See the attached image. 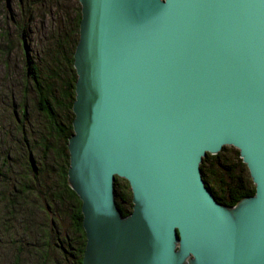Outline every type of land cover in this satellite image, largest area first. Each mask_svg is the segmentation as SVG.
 <instances>
[{
	"label": "water",
	"instance_id": "95a60500",
	"mask_svg": "<svg viewBox=\"0 0 264 264\" xmlns=\"http://www.w3.org/2000/svg\"><path fill=\"white\" fill-rule=\"evenodd\" d=\"M78 1L66 145L82 264H264V0ZM227 144L256 186L234 206L200 168Z\"/></svg>",
	"mask_w": 264,
	"mask_h": 264
},
{
	"label": "rangeland",
	"instance_id": "374dc122",
	"mask_svg": "<svg viewBox=\"0 0 264 264\" xmlns=\"http://www.w3.org/2000/svg\"><path fill=\"white\" fill-rule=\"evenodd\" d=\"M78 9L81 13L78 0H0V264H11L13 240L32 245L43 242L47 231L56 246L73 235L72 204L56 197L63 147L57 135L67 118L63 92L70 77L59 49L74 51L78 43ZM233 153L230 147L222 154L219 166L228 164L225 159L232 163ZM216 171L214 178L226 174ZM56 256L53 252L55 263L63 264Z\"/></svg>",
	"mask_w": 264,
	"mask_h": 264
},
{
	"label": "trees",
	"instance_id": "16d2710c",
	"mask_svg": "<svg viewBox=\"0 0 264 264\" xmlns=\"http://www.w3.org/2000/svg\"><path fill=\"white\" fill-rule=\"evenodd\" d=\"M79 10L80 9L76 12L75 18L76 31L81 17ZM75 42L76 40L74 41V47ZM59 51L64 52L63 57L68 65V75H70V77L67 82L68 88L65 92H63V97H65L63 105L66 108L67 118L65 119V122L59 126L57 135L58 137L60 136L59 140H63V147L59 152V156H61L62 161L58 172V188L56 190V197L63 202L69 201L72 204L71 214H73V216L71 225L69 226V231H71L74 236L70 234V236L67 235L65 243H68L64 245L58 243L56 246L51 245V235L48 234L47 231H44L42 235L43 242L36 239L32 245L26 240H13L11 242L12 246H10V250L7 253L12 255L14 251L13 257L11 258V264H57L53 260V252H57L56 257L62 260L61 262H63V264H82L86 242L85 231L82 226L83 214L81 211V200L68 184L67 173L69 167V153L66 146V144H68L69 136L72 134L73 128L72 121L74 119V113L72 110V104L75 99V83L77 75L73 67V49H66L65 51H63V49H59ZM42 94L48 110L51 111L47 101V92H43ZM230 147L231 146H225L220 153L216 155L208 153L201 164V168L204 180L206 181V184L209 185L212 192H214L217 200L223 204L232 206L243 197L253 195L255 193V186L251 179L248 167L242 161L238 149L231 147V149L234 150L233 157L235 158V160L232 159V163H229L230 159H225V162L228 164H225V166H219L218 159L222 154L229 150ZM213 169H222L226 172V174L222 175L220 178H214L217 176V171ZM225 177H229L230 181H227ZM115 184L118 206L123 214L127 215L132 210L130 185L128 181L119 177L116 178ZM49 194L50 193L46 195ZM35 206L37 207V203ZM42 221L44 224L49 225L46 219H42ZM24 241L27 243L24 244ZM60 254L62 257H59Z\"/></svg>",
	"mask_w": 264,
	"mask_h": 264
},
{
	"label": "bare ground",
	"instance_id": "6f19581e",
	"mask_svg": "<svg viewBox=\"0 0 264 264\" xmlns=\"http://www.w3.org/2000/svg\"><path fill=\"white\" fill-rule=\"evenodd\" d=\"M225 146H231V147H234L233 145H229V144H227V145H225ZM225 146H223V148H224ZM223 148H221L220 151H221ZM234 148L238 149L237 147H234ZM238 150H239V154H240V149H238ZM220 151H219V152H220ZM219 152H218V153H219ZM218 153H217V154H218ZM210 154H211V153H210ZM207 155H208V153H207ZM207 155H206V156H207ZM214 155H215V154H214ZM206 156L203 157V160H204V158H205ZM240 157L242 158L241 154H240ZM203 160H202V162H203ZM242 161H243V159H242ZM202 162H201V164H202ZM244 163H245V162H244ZM201 164H200V168H201ZM245 164H246V163H245ZM246 165H247V164H246ZM247 167H248V166H247ZM248 170H249V168H248ZM249 172H250V170H249ZM201 174H202V178H203V180H204L203 172H202V168H201ZM250 176H251V174H250ZM251 179H252V178H251ZM204 182H205V184H206V181H205V180H204ZM206 186H207V184H206ZM210 190H211V189H210ZM211 191H212V190H211ZM220 203H221V202H220ZM225 205H226V204H225ZM229 206H231V205H229ZM232 206H234V205H232Z\"/></svg>",
	"mask_w": 264,
	"mask_h": 264
}]
</instances>
